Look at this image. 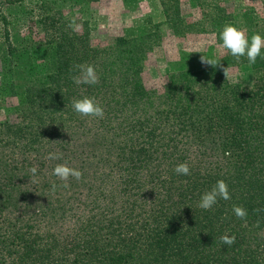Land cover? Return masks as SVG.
Returning a JSON list of instances; mask_svg holds the SVG:
<instances>
[{
	"label": "trees",
	"instance_id": "obj_1",
	"mask_svg": "<svg viewBox=\"0 0 264 264\" xmlns=\"http://www.w3.org/2000/svg\"><path fill=\"white\" fill-rule=\"evenodd\" d=\"M178 6L105 47L71 28V37L47 44L52 61L22 79L9 64L4 93L19 95L24 112L0 124V264H264V59L250 65L227 51L209 58L213 66L171 71L161 92L147 89L143 58L160 27L178 38L209 31L221 44L223 25H235L219 3L197 0L207 9L197 22L182 19ZM257 31L248 28V37ZM245 64L250 84H229L224 69L228 76ZM89 66L95 84L82 82ZM85 96L102 118L74 111ZM179 163L189 175L175 173ZM58 164L80 178L53 175ZM217 180L230 199L201 209Z\"/></svg>",
	"mask_w": 264,
	"mask_h": 264
},
{
	"label": "rangeland",
	"instance_id": "obj_2",
	"mask_svg": "<svg viewBox=\"0 0 264 264\" xmlns=\"http://www.w3.org/2000/svg\"><path fill=\"white\" fill-rule=\"evenodd\" d=\"M196 1L0 0V124L17 123L16 117L24 112L19 95L7 98L4 93L10 82L9 64L19 65L23 72L18 73L17 78L22 79L33 65L52 61L47 44L54 46L65 34L71 37V28L74 30L72 34L77 36L87 33L95 48L105 47L129 31L139 34L144 28L162 22L166 13L164 6L173 9L179 5L177 8L182 19L197 22L207 9H199ZM206 3H219L227 15H234V18L229 16L230 21L244 29L246 36L248 28L256 29V33L264 36V0H206ZM256 23L259 26L254 27ZM159 29L160 42L144 54L140 74L149 90L161 92L171 71H179L184 66L196 70L205 65L201 56L209 59L227 54V50L216 43L212 32L191 33L178 38L171 29ZM249 68L246 64L230 68L226 80L232 85L250 84L252 74Z\"/></svg>",
	"mask_w": 264,
	"mask_h": 264
},
{
	"label": "clouds",
	"instance_id": "obj_3",
	"mask_svg": "<svg viewBox=\"0 0 264 264\" xmlns=\"http://www.w3.org/2000/svg\"><path fill=\"white\" fill-rule=\"evenodd\" d=\"M219 40L221 41L220 47L227 50L229 54L240 60L241 57H246L248 64H255L257 57L264 59V36L259 33H254L250 37L246 36L245 30L237 27L234 24H225L219 31ZM201 60L209 65L216 64V61L205 59L201 56ZM228 66L224 69L225 76L227 77ZM77 83L81 80L77 79ZM83 83L95 84L96 76L94 70L89 66L83 73ZM74 111L82 116H91L102 118L104 115L103 108L95 101V98L85 96L76 99L72 102ZM50 159H57L55 153L49 154ZM32 171L35 173L36 169ZM175 173L178 175H189L190 169L187 163H179L175 166ZM53 175L62 180H67L69 176L80 178L81 172L77 169L70 168L64 164H58L53 169ZM218 199H230L228 186L224 180H217L216 184L209 190L201 194L198 207L204 210L211 209L218 201ZM233 213L238 218L247 216V210L242 206L234 205L232 208ZM224 244L231 245L235 242V236L223 235L220 237Z\"/></svg>",
	"mask_w": 264,
	"mask_h": 264
}]
</instances>
